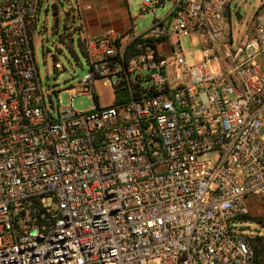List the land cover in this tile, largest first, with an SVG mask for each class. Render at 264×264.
Masks as SVG:
<instances>
[{"label":"built area","instance_id":"obj_1","mask_svg":"<svg viewBox=\"0 0 264 264\" xmlns=\"http://www.w3.org/2000/svg\"><path fill=\"white\" fill-rule=\"evenodd\" d=\"M232 1L142 0L137 18L170 7L96 36L78 8L88 70L54 107L43 0H0V264H254L240 222L264 199V0L241 27Z\"/></svg>","mask_w":264,"mask_h":264},{"label":"rangeland","instance_id":"obj_2","mask_svg":"<svg viewBox=\"0 0 264 264\" xmlns=\"http://www.w3.org/2000/svg\"><path fill=\"white\" fill-rule=\"evenodd\" d=\"M119 1L121 7L124 8L123 17L135 21L133 27L137 33L150 27L154 17H163L170 7L169 4H166L164 7H159L155 12H146L143 17L137 18L142 0ZM262 1L233 0L231 2L232 21L236 23L237 27L243 26L245 22L250 20ZM82 6L78 0H43L38 13L37 26L34 32L35 59L42 79V89L46 91V94H49V96H45V102L48 106L50 103H53L54 107L59 103L62 106L67 105L71 95L67 89L80 82L88 70L87 61L79 47V37L76 30L80 25L77 10L78 8L82 9ZM70 39L73 41L72 46L69 45ZM182 42L187 55L195 53V48L186 38ZM55 62L62 64L64 70L54 69L53 64ZM95 90L101 106L111 103L113 92L110 87L103 86L101 82H98L95 85ZM93 105L94 100L91 95L75 96L72 100V106L77 112L90 110ZM211 156L212 154H206L203 157L209 158ZM248 215L250 220L240 222L242 234L247 239L261 237V241H264V224L252 221L264 218V199L250 201L248 203Z\"/></svg>","mask_w":264,"mask_h":264},{"label":"crops","instance_id":"obj_3","mask_svg":"<svg viewBox=\"0 0 264 264\" xmlns=\"http://www.w3.org/2000/svg\"><path fill=\"white\" fill-rule=\"evenodd\" d=\"M81 3V22L88 36L99 35L106 28L124 31L130 28V18L123 17L119 0H78ZM119 8V9H118Z\"/></svg>","mask_w":264,"mask_h":264},{"label":"trees","instance_id":"obj_4","mask_svg":"<svg viewBox=\"0 0 264 264\" xmlns=\"http://www.w3.org/2000/svg\"><path fill=\"white\" fill-rule=\"evenodd\" d=\"M56 15V12H54ZM250 220L249 215H245L242 221ZM257 223L264 224V218L262 220H252ZM261 237L248 238L247 241L254 253V264H264V241H261Z\"/></svg>","mask_w":264,"mask_h":264}]
</instances>
